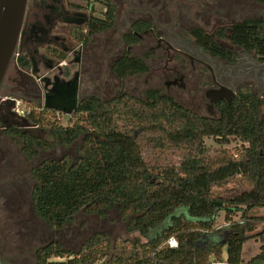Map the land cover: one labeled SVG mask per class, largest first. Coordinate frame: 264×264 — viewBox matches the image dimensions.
I'll return each mask as SVG.
<instances>
[{"label":"trees","instance_id":"trees-1","mask_svg":"<svg viewBox=\"0 0 264 264\" xmlns=\"http://www.w3.org/2000/svg\"><path fill=\"white\" fill-rule=\"evenodd\" d=\"M254 1L264 6V0ZM107 18L113 20L111 9ZM106 26L94 25L92 31ZM123 39L127 45L138 41L133 36ZM201 39L211 49L222 50L213 38ZM225 41L227 59L234 55L227 42L264 59V19L231 23ZM19 64L29 67L23 58ZM147 70L143 57L129 53L112 65L120 79ZM262 106L259 94L244 88L229 103H218L215 116H203L157 88L145 90L143 98L127 93L108 100L85 97L67 125L49 121L54 110L30 109L23 122L46 131L60 145L70 146L81 137L73 160L47 159L32 168L35 214L49 227L60 229L80 210L101 217L115 210L127 221L128 232L138 231L143 237H115L110 243L106 232L96 231L76 251L49 242L35 250L34 264H264V228L252 232V223L264 220L257 214L264 209ZM19 125L25 124L0 120L4 133L18 137L24 155L31 158L43 140ZM146 133L153 147L179 152V159L162 164L146 161L142 152ZM204 137L221 145L239 140L237 155L226 148L211 154ZM221 211L227 226L216 228ZM237 213L240 219L234 220ZM171 236L176 247L166 244ZM250 238H259L261 245L244 261L242 244Z\"/></svg>","mask_w":264,"mask_h":264},{"label":"flooded vegetation","instance_id":"flooded-vegetation-1","mask_svg":"<svg viewBox=\"0 0 264 264\" xmlns=\"http://www.w3.org/2000/svg\"><path fill=\"white\" fill-rule=\"evenodd\" d=\"M129 1L125 0L126 3ZM132 1L135 7L121 14L118 0H27L13 60L14 75L11 77L7 72L0 89L7 92L0 93V120L5 114H13L7 108L10 101L15 100L12 94L41 109L46 101L61 103L56 98L62 96V92H65V98H70L76 83L78 105L85 98L81 95L80 86L88 42L78 38H95L114 29L120 33L119 38H138L131 45L124 42L126 50L110 63L109 71L116 79L122 81L138 76L134 74L120 79L112 71V65L127 53L137 56L129 52L132 46H144L147 53L141 57L145 59L148 70L143 74L150 73L152 80L162 79L166 92H161L167 95L174 90L187 89L195 97H202L207 116H215L216 105L226 102L223 98L210 103L206 94L211 89L221 90V94L225 95L223 88L232 87L235 95L249 84L264 88V59L261 56L236 45V49L232 50L233 57L225 58V29L230 25L225 26V6L221 15L218 14L221 17L205 14L207 9L200 6L196 15L201 17L191 18L189 22L192 24L189 25L178 23L173 17V10L168 7L163 6L159 10L160 3L156 5L158 10L155 13L148 0ZM109 9L113 13L111 22L107 18ZM203 16H208L207 20ZM98 24L107 26L92 31L93 26ZM201 38H213L222 50L211 49ZM19 58L25 59L29 67H22ZM75 111L68 116H73ZM0 261L3 264L1 258Z\"/></svg>","mask_w":264,"mask_h":264},{"label":"rangeland","instance_id":"rangeland-1","mask_svg":"<svg viewBox=\"0 0 264 264\" xmlns=\"http://www.w3.org/2000/svg\"><path fill=\"white\" fill-rule=\"evenodd\" d=\"M118 2L121 14L125 10L135 7V2L132 0L128 3L125 0H118ZM148 3L151 9H155V13L158 10L156 5L159 3L161 5L159 10H162L163 6L168 7L173 10V17L178 23H189V25L192 24V22H189L191 18L201 17L196 15V10L200 6L207 9L205 14H213V17H221L219 15H221L225 6V26L244 20L259 22L264 17V6L254 0H148ZM203 18L207 20L208 16H203ZM119 26L120 19L117 20V27ZM119 36L120 33L114 29L88 39L85 46L86 61L81 74V95L108 100L125 93L143 98L144 91L148 88H158L166 92L163 80L157 81L156 78L152 80L150 73L125 78L121 81L116 79L109 71L112 60L126 50V46L123 48V38H119ZM228 47L231 50L236 49L234 44H230ZM146 50L147 48L144 46L134 45L129 52L133 55L143 56L147 53ZM14 67L15 63L12 62L8 71V75L11 77L14 75ZM186 72L188 75L190 74L188 69ZM246 87L259 94L263 100L262 108L264 111V88L254 84H249ZM0 93L7 92L2 89ZM168 94L183 107L199 115H208L204 99L200 96L195 97L189 93V90H174ZM11 97L15 98L7 105L11 112L16 103H18L19 109L22 110L29 111L32 108L36 111L39 110L32 102L31 104L27 100L18 98V96L14 97L13 94ZM54 112V116L49 118L50 122L56 119L62 125L68 124V115L58 111ZM5 115L3 119L7 122H14L17 125L25 124L19 125L22 130H29L39 135L43 140V146H37L35 154L31 158H27L22 151V141L16 136L5 134L4 126H0V258L3 264H34L35 250L49 242H58L64 248L76 251L82 242L96 231L106 232L110 243L113 242L115 237L143 240L138 231H127V221L122 219L115 210L108 211L103 217L80 210L70 222L60 229H53L40 219L31 205V188L34 183L31 170L47 159H59L69 156L73 160L77 155V147L80 144L81 137L76 139L70 146L64 147L46 131L23 122L14 111L11 115ZM146 135L147 133L144 135V141H142V152L146 161L162 164L167 160L177 161L179 159V152H172L167 148L159 151L146 140ZM203 140L211 154L216 149L226 148L231 154L237 155V148L240 144L237 139H232L228 145H221L211 137H204ZM257 214L264 216V209L258 210ZM239 219V213H237L234 220ZM252 224L255 227L253 233L264 228V220L262 219L256 220ZM226 226L224 212L221 211L216 217V228H225ZM260 245L259 238L246 240L242 244L241 258L246 261L256 255ZM222 258H226L225 249ZM51 260H63V258L53 257Z\"/></svg>","mask_w":264,"mask_h":264},{"label":"water","instance_id":"water-1","mask_svg":"<svg viewBox=\"0 0 264 264\" xmlns=\"http://www.w3.org/2000/svg\"><path fill=\"white\" fill-rule=\"evenodd\" d=\"M26 3L27 0H0V89L17 53ZM223 89H225V95L221 94V90L211 89L207 92L206 96L209 98L210 103H214L223 98H225L226 102H230L235 93L234 88L225 87ZM64 93L62 92L63 95L56 98L61 103L46 101L44 107L62 112L66 115H71L77 106L76 83L73 85L70 98H65Z\"/></svg>","mask_w":264,"mask_h":264},{"label":"built area","instance_id":"built-area-1","mask_svg":"<svg viewBox=\"0 0 264 264\" xmlns=\"http://www.w3.org/2000/svg\"><path fill=\"white\" fill-rule=\"evenodd\" d=\"M13 111L16 113V115H18L20 118H24L27 114H28V110H22L19 109L18 107V103H16L15 108L13 109ZM166 244L169 247H176L177 246V240L175 239L174 236H171L168 238V240L166 241Z\"/></svg>","mask_w":264,"mask_h":264}]
</instances>
